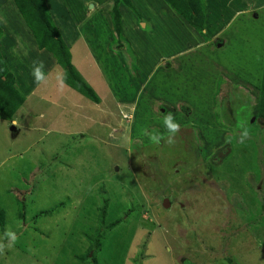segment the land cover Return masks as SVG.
I'll return each mask as SVG.
<instances>
[{
    "label": "rangeland",
    "instance_id": "rangeland-1",
    "mask_svg": "<svg viewBox=\"0 0 264 264\" xmlns=\"http://www.w3.org/2000/svg\"><path fill=\"white\" fill-rule=\"evenodd\" d=\"M201 2L197 32L165 0H46L90 101L0 0L23 97L0 114V264H264V0Z\"/></svg>",
    "mask_w": 264,
    "mask_h": 264
},
{
    "label": "trees",
    "instance_id": "trees-1",
    "mask_svg": "<svg viewBox=\"0 0 264 264\" xmlns=\"http://www.w3.org/2000/svg\"><path fill=\"white\" fill-rule=\"evenodd\" d=\"M25 26L30 32L36 49L52 56L56 64L63 69L62 82L71 90L90 101H97L92 89L81 79L70 65V54L61 35L53 25L51 15L46 8V0H12ZM168 6L194 31L200 32L204 25V8L201 0H165ZM117 1L113 3L111 14L112 28L119 32L120 20ZM125 4H129L125 0ZM1 35V32H0ZM259 80L258 117L264 122V61ZM23 97L13 85V77L0 55V114L11 118L19 108Z\"/></svg>",
    "mask_w": 264,
    "mask_h": 264
},
{
    "label": "clouds",
    "instance_id": "clouds-1",
    "mask_svg": "<svg viewBox=\"0 0 264 264\" xmlns=\"http://www.w3.org/2000/svg\"><path fill=\"white\" fill-rule=\"evenodd\" d=\"M35 63H37V62H34V64ZM39 63L42 66L43 62L41 61ZM34 75H36V73H34ZM40 78L41 77L39 75H36L37 82L40 80ZM14 123H16V122L14 121ZM163 124H164V127H165L166 132H167L166 143L169 146L174 145L175 144V136L180 131V125L177 122H175L174 115H172L171 113L164 114ZM141 135L147 136L150 143H152L154 145H159L162 140H165L164 136H162L160 134L150 133L147 129H141ZM247 136H248V133H247V131H245L240 142L243 143L244 138H246ZM5 235L8 239V243L7 244L0 243V255L4 254L6 247L11 248L17 239L16 234L10 230L6 231Z\"/></svg>",
    "mask_w": 264,
    "mask_h": 264
},
{
    "label": "water",
    "instance_id": "water-1",
    "mask_svg": "<svg viewBox=\"0 0 264 264\" xmlns=\"http://www.w3.org/2000/svg\"><path fill=\"white\" fill-rule=\"evenodd\" d=\"M162 203H163V207H167V206H168V204H167V200H166V199H164V200L162 201Z\"/></svg>",
    "mask_w": 264,
    "mask_h": 264
},
{
    "label": "crops",
    "instance_id": "crops-1",
    "mask_svg": "<svg viewBox=\"0 0 264 264\" xmlns=\"http://www.w3.org/2000/svg\"><path fill=\"white\" fill-rule=\"evenodd\" d=\"M142 27H144V25L142 24ZM8 63V62H7Z\"/></svg>",
    "mask_w": 264,
    "mask_h": 264
}]
</instances>
